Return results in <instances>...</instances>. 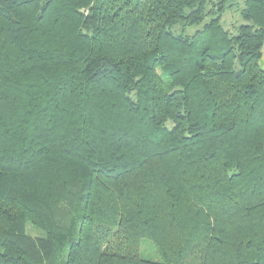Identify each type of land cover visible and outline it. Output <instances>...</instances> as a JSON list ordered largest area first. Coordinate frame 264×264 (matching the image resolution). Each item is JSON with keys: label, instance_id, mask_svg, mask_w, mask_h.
Listing matches in <instances>:
<instances>
[{"label": "trees", "instance_id": "obj_1", "mask_svg": "<svg viewBox=\"0 0 264 264\" xmlns=\"http://www.w3.org/2000/svg\"><path fill=\"white\" fill-rule=\"evenodd\" d=\"M228 1L0 0V264H264V0Z\"/></svg>", "mask_w": 264, "mask_h": 264}, {"label": "rangeland", "instance_id": "obj_2", "mask_svg": "<svg viewBox=\"0 0 264 264\" xmlns=\"http://www.w3.org/2000/svg\"><path fill=\"white\" fill-rule=\"evenodd\" d=\"M244 2L245 0H229L228 1V5L229 4L230 5L233 4V5L223 15L222 26L225 29H229L230 31H233V26L241 22L240 8L244 6ZM199 28H200L199 26H190L184 32L186 34H193ZM26 230H27V233L32 236L43 235V231L40 228L34 226L30 221L27 222ZM141 253H142V256L145 258L152 259V260L158 259L152 243L148 240L142 241Z\"/></svg>", "mask_w": 264, "mask_h": 264}, {"label": "crops", "instance_id": "obj_3", "mask_svg": "<svg viewBox=\"0 0 264 264\" xmlns=\"http://www.w3.org/2000/svg\"><path fill=\"white\" fill-rule=\"evenodd\" d=\"M262 64L264 65V49H263Z\"/></svg>", "mask_w": 264, "mask_h": 264}]
</instances>
